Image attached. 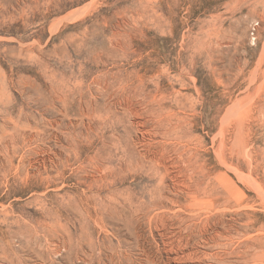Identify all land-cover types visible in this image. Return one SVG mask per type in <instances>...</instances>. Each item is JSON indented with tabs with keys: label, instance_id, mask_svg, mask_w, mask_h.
Masks as SVG:
<instances>
[{
	"label": "rangeland",
	"instance_id": "rangeland-1",
	"mask_svg": "<svg viewBox=\"0 0 264 264\" xmlns=\"http://www.w3.org/2000/svg\"><path fill=\"white\" fill-rule=\"evenodd\" d=\"M0 264H264V0H0Z\"/></svg>",
	"mask_w": 264,
	"mask_h": 264
}]
</instances>
